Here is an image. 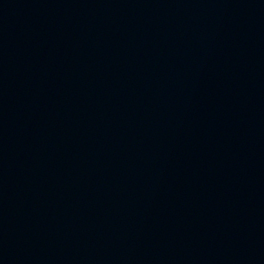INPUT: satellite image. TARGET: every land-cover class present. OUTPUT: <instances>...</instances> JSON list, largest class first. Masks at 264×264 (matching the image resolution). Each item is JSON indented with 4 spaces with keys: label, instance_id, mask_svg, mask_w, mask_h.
<instances>
[{
    "label": "water",
    "instance_id": "obj_1",
    "mask_svg": "<svg viewBox=\"0 0 264 264\" xmlns=\"http://www.w3.org/2000/svg\"><path fill=\"white\" fill-rule=\"evenodd\" d=\"M0 264H264V0H0Z\"/></svg>",
    "mask_w": 264,
    "mask_h": 264
}]
</instances>
